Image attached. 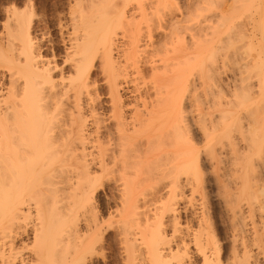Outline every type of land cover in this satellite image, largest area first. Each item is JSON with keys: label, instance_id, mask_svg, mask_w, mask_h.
I'll return each mask as SVG.
<instances>
[{"label": "bare ground", "instance_id": "1", "mask_svg": "<svg viewBox=\"0 0 264 264\" xmlns=\"http://www.w3.org/2000/svg\"><path fill=\"white\" fill-rule=\"evenodd\" d=\"M175 1L66 0L60 64L31 37V0L10 11L23 19L0 49V264H86L109 229L123 264H264V60L237 50L264 0L209 15L214 0ZM175 45V64L155 63Z\"/></svg>", "mask_w": 264, "mask_h": 264}, {"label": "rangeland", "instance_id": "2", "mask_svg": "<svg viewBox=\"0 0 264 264\" xmlns=\"http://www.w3.org/2000/svg\"><path fill=\"white\" fill-rule=\"evenodd\" d=\"M154 1V0H153ZM180 0H177V1H175L176 2V5L178 6H180V4L179 3H181V2H179ZM182 1V0H181ZM217 0H214V2L210 5V7H209V9L207 10V14L206 15H209V13L211 12V14L213 13L212 11H214V13H216V12H219V11H216V10H220V7L221 8H223V5H224V3H221V2H219V1H217V2H219V7H218V3L216 2ZM27 2V0H0V49H2L3 51L5 50L6 51V48H3V47H5V45L3 44L4 43V41H5V36H6V33H8L9 32V30L11 29V25L13 24V20L12 19H14L16 22H18V19L21 17V16H19L18 14H16V17H11L10 16V13L14 10V11H19V12H17V13H20V11H21V13L23 14L24 12V10H25V7H26V3ZM151 2H152V0H151ZM222 2H224V0H222ZM217 3V4H216ZM229 3H230V1H229ZM31 4H32V6H33V14H34V16H33V21H36L37 22V24L34 26L33 24L31 25V29H30V31H32V32H30V33H32L33 35H31V37H33L34 35V37L37 39V41H39V40H41V41H39V43L40 44H42L43 46H44V49L46 50V52L47 53H50V48L53 46L52 44H54V43H56L55 45H54V48L52 47V49H53V51H55V52H53L54 54L56 53V58L54 59V60H56V63H58V64H60V62H61V60H62V58H63V53H62V51H63V49L61 48V46H60V43H59V37H58V33L56 32L57 30H56V27H55V22H56V19H57V15H59V14H56V13H66V8H67V4H66V0H31ZM222 4V5H221ZM173 5V4H172ZM175 5V4H174ZM172 6V7H175V6ZM215 5V6H214ZM24 6V7H23ZM42 6V7H41ZM13 7V8H12ZM215 7H216V10H215ZM217 7H218V9H217ZM3 8V9H2ZM46 8V9H45ZM49 8V9H48ZM5 9V10H4ZM13 9V10H12ZM212 9V10H211ZM214 9V10H213ZM3 10V11H2ZM12 10V11H11ZM47 10V11H46ZM175 10V9H174ZM11 11V12H10ZM58 11H61V12H58ZM54 13V14H53ZM173 14V16L174 17H178V14L177 13H174V12H172ZM204 13V12H203ZM202 13V14H203ZM232 13V12H231ZM247 13L248 12H245V13H243L244 14V16L245 15H247ZM21 14V15H22ZM175 14H177L176 16H175ZM7 15H8V17H7ZM18 15V16H17ZM19 17V18H18ZM6 18V19H5ZM16 18H18V19H16ZM56 18V19H55ZM8 19V20H7ZM10 19V20H9ZM23 19V18H22ZM21 19V20H22ZM13 22H12V21ZM20 20V21H21ZM52 20V21H51ZM200 21H198V23H201V25H203L205 22H203V21H201L202 19H199ZM244 20V19H243ZM9 21V22H8ZM19 21V22H20ZM24 21V20H23ZM39 21V22H38ZM12 22V23H11ZM18 22V23H19ZM264 21H260V20H258L255 24H256V26H255V28H256V30H258V28H263L264 27V24H263V27H262V23H263ZM8 23V24H7ZM23 22H21L20 24H22ZM43 23V24H42ZM203 23V24H202ZM261 23V24H260ZM11 24V25H10ZM23 24H25V21H24V23ZM16 25H17V23H16ZM206 25H207V22H206ZM243 25H246V24H244V22H243ZM249 26L248 27H251V25L252 24H248ZM18 26V25H17ZM21 26V25H20ZM25 26V25H24ZM204 26H205V24H204ZM261 26V27H260ZM8 27H10L9 29H8ZM23 27V26H22ZM247 26L245 27V28H248ZM55 28V29H54ZM7 29H8V31H7ZM261 29H260V32H258V33H260V37H259V34L258 33H256L255 32V36H253V37H250L249 38V40L248 39H246V41H245V43L246 44H248L249 43V46H246L245 44H243L244 46H241V45H239V44H236V46H235V48H237V45H238V47H240L241 46V48L243 49V47H245L243 50H240V48L238 49L237 48V50L239 51H237L238 53H241L242 51V53L241 54H245V55H247V56H245V55H243V56H241L242 58H243V60H242V62L243 63H245V64H247L246 62L248 61V63L249 64H254V62H255V64H262V61L264 60L263 58H264V29L261 31ZM259 31V30H258ZM35 32V33H34ZM262 32V33H261ZM2 34V35H1ZM42 34V35H41ZM48 35V36H47ZM159 35L158 34H156V39L157 38H159L158 37ZM33 37V38H34ZM254 38V39H253ZM260 39H262V40H260ZM4 40V41H3ZM176 40V39H175ZM248 40V41H247ZM43 41V42H42ZM243 41V42H244ZM258 41V42H257ZM2 42V43H1ZM47 42V43H46ZM59 44H58V43ZM258 43V44H257ZM3 44V45H2ZM51 44V45H50ZM257 45V46H256ZM261 45V46H260ZM48 46V47H47ZM59 46V47H58ZM176 47H177V45H175ZM253 46V47H252ZM169 47H171L172 48V46H168V48ZM172 48V50L173 51H171V50H169L168 51V48H167V51L169 52V53H166V50L164 51V49H161L160 50V52H158V54L156 55V54H152V56L153 55H155V56H153V58L155 57L156 59L154 60L155 61V63L157 64V62L160 60V57H162V58H164L165 59V56H166V59L169 57V59H170V61H168V59H167V61H166V63L168 64H175V62L176 61H174V60H171L172 58L174 59L175 57L176 58H178V56H176V53H177V50H179V46L177 47V48ZM259 47H261V48H259ZM232 48V49H231ZM234 47L232 46V47H229V48H226V52H225V54L227 53H229V51H235L234 49H233ZM254 48V49H253ZM258 48V49H257ZM55 49V50H54ZM174 49H177L176 51L174 50ZM228 49H230V50H228ZM250 49V50H249ZM1 50V51H2ZM48 50V51H47ZM248 50V51H247ZM258 50H261V51H258ZM0 51V52H1ZM2 51V52H3ZM4 51V52H5ZM161 51H163V53L161 52ZM225 51V50H224ZM1 52V53H2ZM3 52V53H4ZM150 52V51H149ZM165 52V53H164ZM175 52V53H174ZM245 52V53H244ZM0 53V55H1V57H2V55H3V53L1 54ZM159 53H161V54H159ZM232 53V52H231ZM231 53H229V54H231ZM247 53V54H246ZM5 54V53H4ZM164 54V55H163ZM166 54V55H165ZM173 54H175L174 56H173ZM179 56H180V54H179V51H178V53H177ZM250 54V55H249ZM261 54V55H260ZM169 55V56H168ZM249 55V56H248ZM256 55V56H255ZM259 55V56H258ZM3 56H5V55H3ZM156 56H158V59H157V57ZM239 56H240V54H239ZM245 56V57H244ZM0 57V58H1ZM259 59H258V58ZM4 58V57H3ZM152 58V59H153ZM180 58V57H179ZM261 58H262V61H259L258 62V60H261ZM1 60H2V58H1ZM158 60V61H157ZM176 60V59H175ZM178 60H180V59H178ZM251 60V61H250ZM255 60V61H254ZM157 61V62H156ZM174 61V62H173ZM246 61V62H245ZM254 61V62H253ZM252 62V63H251ZM159 63H161V62H159ZM158 63V64H159ZM1 64V63H0ZM93 64H95L94 65V67L92 68V70H91V79L94 81V82H96L95 83V85H96V94H97V96H98V98L100 99V101H101V103H100V101H99V104H100V108L101 109H103V110H101L100 109V111H102V112H106V110L108 109V99H107V95H106V85H104V77H103V74H102V72L100 71V68H98L97 66V64L98 63H96V62H94ZM162 64V63H161ZM182 64V63H181ZM263 64H264V62H263ZM261 66V65H260ZM263 68V70H264V67H262ZM102 74V75H101ZM103 77V78H102ZM106 103V104H105ZM101 106H103V108L101 107ZM108 189H106V190H104V192L106 193V194H109V192L110 191H107ZM100 191V192H99ZM98 192H99V194H100V196L101 197H99V201H98V199H97V201H96V204L98 205V207H99V211H100V213H101V215H102V217L105 219V217H107V215H108V213H110L111 212V210H112V208H113V204L112 203H109L108 205H106L107 204V201H105L104 202V198L102 197V190H99ZM110 204H112V205H110ZM110 205V206H109ZM109 206V207H108ZM111 207V208H110ZM106 208H108V209H106ZM110 208V209H109ZM114 209V208H113ZM110 210V211H109ZM116 240V238H115V234H114V231L112 230V229H109V231L107 230L105 233H104V236H103V241H102V243L100 244L99 243V247H98V249L96 250L97 252L95 253V254H93L92 255V257L88 260L87 259V261H88V263H86V264H123V262H122V255H121V253H119V251H120V249H118L119 248V246H118V244H117V241H115ZM117 245V246H116ZM121 256V257H120ZM120 257V258H119Z\"/></svg>", "mask_w": 264, "mask_h": 264}]
</instances>
